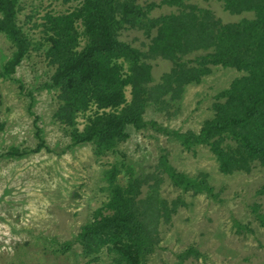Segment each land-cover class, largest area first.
<instances>
[{
  "label": "rangeland",
  "instance_id": "obj_1",
  "mask_svg": "<svg viewBox=\"0 0 264 264\" xmlns=\"http://www.w3.org/2000/svg\"><path fill=\"white\" fill-rule=\"evenodd\" d=\"M161 0H133L144 6ZM211 10L224 23L254 19L253 11L230 13L220 0H187ZM17 26L28 40L22 60L12 72L5 65L16 46L0 31V154L34 148L35 128L44 145L24 156H0V264H117L103 247L87 251L75 239L111 197L113 186L140 179L136 197L160 206L150 218L157 243L143 264H264V165L223 172L216 154L203 144L186 147L177 133H198L214 116L231 83L244 70L211 65L198 82L183 86L175 100L148 102L138 125L128 124L126 137L112 148L76 136L89 124L93 108L72 124L54 117L59 91L48 88L56 64L46 55V15L68 14L80 0H19ZM161 6L148 19L177 12ZM1 17V15H0ZM146 23H149L146 20ZM77 49L87 43L79 19ZM128 26L118 38L147 50L156 34ZM151 66L149 86L169 73L172 62L160 56L143 59ZM142 60V61H143ZM125 69L127 62L124 63ZM125 98H131L130 87ZM262 219V218H261ZM263 220V219H262Z\"/></svg>",
  "mask_w": 264,
  "mask_h": 264
},
{
  "label": "trees",
  "instance_id": "obj_2",
  "mask_svg": "<svg viewBox=\"0 0 264 264\" xmlns=\"http://www.w3.org/2000/svg\"><path fill=\"white\" fill-rule=\"evenodd\" d=\"M186 1L161 0L141 6L133 0H80V6L68 14H47L43 23L49 44L46 55L56 64L47 86L59 91L61 102L54 117L72 124L79 113L93 108L84 131L75 132L76 140L110 149L114 141L126 137V125L141 123L148 102L166 104L168 93L169 100H175L185 84L198 82L211 65L235 67L246 74L222 93L225 100L214 104L213 118L198 133L177 135L187 148L192 144L209 147L223 172L250 171L255 163L264 165V0H220L230 13L253 11L254 19L237 23H224L211 10ZM161 6L178 11L147 18ZM19 10V0H0V31L16 46L14 58L5 65L9 72L22 60L28 45L17 26ZM76 19L88 40L81 50L77 49L80 34L73 25ZM142 24L147 34L156 29L147 50L118 38L125 27ZM155 56L170 60L172 67L161 82L149 86L151 66L143 59ZM34 135V148L11 149L0 156L38 152L44 145L40 129L35 128ZM140 188L136 177L125 187L113 186L104 205L106 212H97L75 237L84 249L93 252L105 247L116 254L117 264H143L157 243L150 218L158 216L160 206L136 200ZM259 216L264 224V214Z\"/></svg>",
  "mask_w": 264,
  "mask_h": 264
}]
</instances>
